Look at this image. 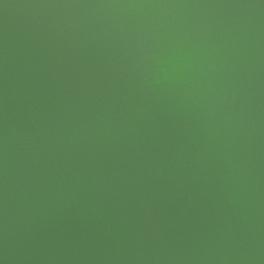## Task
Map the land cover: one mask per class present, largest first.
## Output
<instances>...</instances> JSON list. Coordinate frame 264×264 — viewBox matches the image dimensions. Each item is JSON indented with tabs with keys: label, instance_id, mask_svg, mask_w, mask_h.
I'll list each match as a JSON object with an SVG mask.
<instances>
[{
	"label": "water",
	"instance_id": "1",
	"mask_svg": "<svg viewBox=\"0 0 264 264\" xmlns=\"http://www.w3.org/2000/svg\"><path fill=\"white\" fill-rule=\"evenodd\" d=\"M0 264H264V0H0Z\"/></svg>",
	"mask_w": 264,
	"mask_h": 264
}]
</instances>
